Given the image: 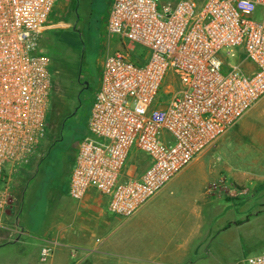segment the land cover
I'll return each instance as SVG.
<instances>
[{
    "label": "built area",
    "instance_id": "obj_1",
    "mask_svg": "<svg viewBox=\"0 0 264 264\" xmlns=\"http://www.w3.org/2000/svg\"><path fill=\"white\" fill-rule=\"evenodd\" d=\"M55 2L0 0V226L11 204L4 167L26 164L46 127L51 76L39 36ZM106 29L121 48L103 61L68 195L95 190L128 219L264 98V0H113ZM136 47L144 55L133 59ZM131 148L144 158L126 170ZM244 264H264V254Z\"/></svg>",
    "mask_w": 264,
    "mask_h": 264
},
{
    "label": "crops",
    "instance_id": "obj_2",
    "mask_svg": "<svg viewBox=\"0 0 264 264\" xmlns=\"http://www.w3.org/2000/svg\"><path fill=\"white\" fill-rule=\"evenodd\" d=\"M231 130L245 164L223 169L200 155L128 219L95 190L74 201L67 189L50 197L44 216L21 212L9 225L11 199L0 264H244L264 254V175L242 169L264 160V98Z\"/></svg>",
    "mask_w": 264,
    "mask_h": 264
},
{
    "label": "rangeland",
    "instance_id": "obj_3",
    "mask_svg": "<svg viewBox=\"0 0 264 264\" xmlns=\"http://www.w3.org/2000/svg\"><path fill=\"white\" fill-rule=\"evenodd\" d=\"M112 1L56 0L46 28L39 36V47L49 58L51 76L46 127L36 152L26 164L15 169L9 164L4 167L3 183L10 187V199H14L9 225L15 223L21 212L34 218L44 216L50 197L55 192H67L74 157L86 133L94 94L99 87L103 61L121 48L119 40L106 29ZM226 53L220 54L222 60L230 66L239 64V57ZM131 54L137 59L144 52L136 47ZM172 78L168 72L158 102L164 101V88ZM233 134L232 130L228 131L200 155L212 163L217 157L218 167L223 169L238 162L245 164L249 154L240 159L234 146L229 145ZM140 158L144 155L131 148L126 170L134 168ZM242 169L264 175V160L250 162ZM214 179L219 183L218 177Z\"/></svg>",
    "mask_w": 264,
    "mask_h": 264
},
{
    "label": "trees",
    "instance_id": "obj_4",
    "mask_svg": "<svg viewBox=\"0 0 264 264\" xmlns=\"http://www.w3.org/2000/svg\"><path fill=\"white\" fill-rule=\"evenodd\" d=\"M82 138V137H81Z\"/></svg>",
    "mask_w": 264,
    "mask_h": 264
}]
</instances>
